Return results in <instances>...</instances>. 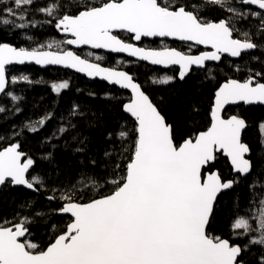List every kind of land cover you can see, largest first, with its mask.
<instances>
[{
    "label": "snow or ice",
    "instance_id": "snow-or-ice-1",
    "mask_svg": "<svg viewBox=\"0 0 264 264\" xmlns=\"http://www.w3.org/2000/svg\"><path fill=\"white\" fill-rule=\"evenodd\" d=\"M35 2L0 0V23L10 25L16 19L25 21L26 9ZM236 4L255 6L260 11H241ZM209 5L231 13V16L219 22L207 21L201 13ZM17 9L25 11L18 12ZM37 11L52 17L54 26L72 37L66 40L67 45H89L93 49L127 53L153 65H178L180 80L193 66L204 69L206 62H219L223 54L238 58L242 53L262 48L260 43L253 42L252 37H264V0H183L179 4H168L165 0H106L100 5L92 0H53L50 6ZM249 17H255L259 22L257 32L250 34L245 31L243 39L234 38V32L238 31L234 26L235 20ZM16 26L24 28L28 25L20 23ZM114 32H127L135 41L145 37H171L210 46L213 51L191 55L168 47L146 49L126 43ZM48 48L52 45L49 44ZM26 61H34L38 65H63L130 89L132 99L124 110L136 122L135 137L128 144L129 133L122 128L116 134L120 142L119 151L115 148L105 151V156L112 158L110 174L103 173L104 183L111 186L109 194L89 195L104 185L99 183L100 174H89L83 170L75 183L66 178L62 182V190L51 188L46 199L60 202V207L51 212L67 215L69 222L46 248L39 249L38 244L25 239L29 235L28 225L32 223L27 216L11 226L0 223V264H245L238 257L250 246L259 248L258 264H264V198L258 202V214L252 217L257 221L255 226L244 216L232 224L233 230H243L234 231L233 239L248 237L244 246L213 236L209 228L217 197L222 191L232 189L239 179L224 181L218 173L204 171L217 159L218 152L230 159L234 172L241 176L252 171V150L241 139L247 122L237 115L224 118L222 113L225 106L240 102L264 105V82L256 79L264 78V72H255L243 82L228 79L223 83L215 92L211 126L178 143L173 124L131 75L90 63L73 51H29L0 44V96L10 97L13 102L22 99L9 89V85L16 84L18 80L16 77L9 80L7 66L22 65ZM208 78L215 79L211 70ZM20 79L33 83L26 75ZM173 80L174 77L165 76L161 80H153V83L166 85ZM68 87L66 81L51 84L58 95ZM4 112L5 108L0 106V113ZM71 115L83 113H77L74 106ZM52 119V113H47L42 119L25 124V127L36 133ZM75 127L68 119L67 126L61 125L48 142L59 139ZM258 128L259 143L264 149V123ZM84 139L79 141L81 145ZM109 139H112V134H109ZM20 147L19 143H12L0 150V188L11 185L24 186L33 192L49 191L41 175H29L35 161L27 157ZM84 151L83 147L75 149L77 153ZM129 152L127 162L121 167L120 160ZM41 159L51 161L52 156L47 154ZM90 163L94 165L96 161ZM251 187L255 188L256 183ZM85 196L88 199L82 202ZM22 207H31V202ZM36 215L43 213L36 212Z\"/></svg>",
    "mask_w": 264,
    "mask_h": 264
},
{
    "label": "trees",
    "instance_id": "trees-1",
    "mask_svg": "<svg viewBox=\"0 0 264 264\" xmlns=\"http://www.w3.org/2000/svg\"><path fill=\"white\" fill-rule=\"evenodd\" d=\"M62 2V0H57ZM100 5L106 0H92ZM168 4H179L183 0H165ZM235 2V0H234ZM53 0H36L25 11L27 19H16L13 24L0 23V44H8L17 49L25 48L29 51H53L63 52L67 49L66 40L57 29L55 20L46 13L37 11L38 8L50 6ZM9 6H12L9 4ZM241 11H249L244 5L236 4ZM207 21L229 18L231 13L220 10L218 7L206 6L201 13ZM13 19L12 17H7ZM51 20L52 23H46ZM26 23L28 26L19 28L16 25ZM258 21L255 17L246 20H235V38L243 39L242 33L257 32ZM121 39L126 42L133 41L130 35L121 34ZM253 42H258L262 48L255 53L246 55L241 61L220 63L221 66H213L204 71L193 72L179 79L178 70L162 71L151 68L148 64L134 62L123 58L116 62L118 57L101 53L102 59H93L86 51L78 54L85 59L99 62L105 66L124 69L133 74L136 81L141 84L144 91L150 95L153 102L161 110L166 119L173 124L178 143L191 138L198 132H202L211 124V111L214 103L215 92L218 87L228 79L245 80L255 72H264V37L253 35ZM51 44L52 48H48ZM147 48L150 44L147 43ZM105 60H104V59ZM236 69H240L239 71ZM249 69L252 71L250 72ZM211 70L215 79L208 78ZM8 78L16 77L18 82L10 84L12 94L22 97L19 102H13L10 97H2L0 106L5 108L0 113V150L19 143L22 152L31 157L35 163L29 175L39 174L43 177L49 191L33 192L23 188H12L11 185L0 191V223L11 226L12 223L27 216L32 223L28 225L30 233L38 240L39 249H44L53 242V238L62 232L69 217L53 214L52 209L60 207L59 201H48L46 196L51 194V188H60L66 178L75 183L79 179L81 171L89 174H100L99 183L104 185L99 191L93 190L89 195L109 194L111 186L104 183L103 173L111 172L112 158L105 156V151H119L120 142L116 134L126 128L129 133L128 144L135 137L136 122L124 110L125 104L130 101L128 92L111 87L100 81H90L85 77L58 68L44 66H14L7 69ZM165 73H174L173 82L170 84L153 83V76ZM28 76L33 83L29 84L22 79ZM260 82L264 78L256 77ZM68 82L69 87L56 94L52 83ZM75 106L77 113L83 115H71ZM236 109V113L245 117L248 128L244 133L245 141L251 147L252 173L247 177H241L235 189L221 197L215 207L209 232L211 235L229 237L231 223L239 214L259 211L260 193H264V149L259 143L260 133L258 125L264 123V105ZM19 109V111H17ZM47 113H52L53 119L38 132L28 131L25 124L42 119ZM64 117V120H61ZM68 119L76 125L68 133L59 139H49L61 125L67 126ZM19 133V135H17ZM112 134V139H109ZM57 135H59L57 133ZM75 136L76 139H72ZM86 138V139H84ZM84 139V144L79 141ZM77 147L85 148L84 152L77 153ZM51 154L52 160L41 159L42 156ZM125 158L120 160L121 167L127 162ZM95 160L93 165L90 162ZM83 162V163H81ZM215 168L221 171L223 179L233 177L226 159L219 158ZM213 167H211V170ZM59 170V175H57ZM111 179V175H109ZM256 183V187L251 185ZM59 193H57L58 195ZM264 197V196H263ZM88 196L82 202H86ZM31 202V207H22ZM237 203L239 207H237ZM41 212L43 215H36ZM55 226V228L53 227ZM213 235V236H214ZM38 249V250H39ZM259 248L251 246L247 253H243L242 260L246 264H258Z\"/></svg>",
    "mask_w": 264,
    "mask_h": 264
},
{
    "label": "water",
    "instance_id": "water-1",
    "mask_svg": "<svg viewBox=\"0 0 264 264\" xmlns=\"http://www.w3.org/2000/svg\"><path fill=\"white\" fill-rule=\"evenodd\" d=\"M250 7H255V6H250ZM256 8V7H255ZM61 31V30H60ZM121 33H127V32H114V34L115 35H117V34H121ZM61 35L63 36V37H66V38H68V39H70V38H72L69 34H66V33H64V32H62L61 31ZM153 39H168V40H174V41H179V40H175V39H173V38H171V37H163V38H161V37H145V38H142V40L141 41H135V43H131V44H133V45H135V46H137V47H142V46H140V45H138V43H140V42H142L143 40H153ZM179 42H182V43H187V44H192L191 42H184V41H179ZM126 43H129V42H126ZM192 45H195V44H192ZM70 48H71V50H69V51H73L74 53H76L77 55H79L76 51H79V50H84V49H88V50H90V51H93V52H102V53H105L106 55H109V56H116V57H124V58H127V59H129V60H131V61H134V62H140V63H145V64H148L149 66H151V67H153V68H160V69H164V70H167V69H169V68H173V67H177V68H179V66L178 65H173V66H168V67H165V66H163V65H153V64H151L150 62H148V61H142V60H139L137 57H132V56H129L127 53H114V52H110L109 50H107V49H93V48H91V46H89V45H82V46H76V45H68ZM196 46H199V47H202V48H204V49H209V50H211V51H213V49H211L210 48V46H205V45H196ZM143 48H145V47H143ZM146 49H151V48H146ZM156 50H161V49H156ZM256 51V49L255 50H250L249 52H247V53H242V55H241V57L243 56V55H245V54H249V53H252V52H255ZM80 56V55H79ZM223 56L224 57H230V56H228V54H223ZM82 59H85V58H83L82 56H80ZM241 57H230V58H232L233 60H240L241 59ZM88 60V59H87ZM88 62H90V63H96V64H98L100 67H103V68H109V69H112V70H115V71H124V72H126V73H128L129 75H131L132 77H133V79H134V82H136V83H138L136 80H135V76L133 75V74H131L129 71H127V70H124V69H116V68H112V67H108V66H105V65H103V64H101V63H99V62H95V61H91V60H88ZM212 62H215V61H208V62H206V66H207V64H210V63H212ZM32 65H35V66H44V65H38V64H36L34 61H26L24 64H13V65H9V66H7V69L8 68H10V67H14V66H32ZM47 66H49V67H53V68H58V69H61V70H65V71H70V72H73V73H76V74H79V75H81V76H83V77H85L86 79H88V80H90V81H100V82H103V83H105V84H107V85H109V86H111V87H116V88H118V89H120V90H123V91H126V92H128L129 94H130V96H131V99H132V93H131V90L130 89H124V88H121L119 85H115V84H111L110 82H108V81H106V80H104V79H102L101 77H91V76H88L86 73H84V72H78V71H76V69H74V68H66V67H64L63 65H47ZM180 69V68H179ZM198 70V71H204L205 70V68L204 69H199V68H197L196 66H193L192 67V69L190 70V72L192 71V70ZM189 72V73H190ZM188 73V74H189ZM7 76H8V74H7ZM226 82V81H225ZM225 82H223V83H225ZM241 82H243V81H241ZM223 83L219 86V87H221L222 85H223ZM139 84V83H138ZM141 88H142V86H141ZM219 89V88H218ZM217 89V90H218ZM142 90L144 91V89L142 88ZM216 90V91H217ZM145 92V91H144ZM146 93V92H145ZM147 94V93H146ZM148 95V94H147ZM2 97L3 96H0V101H1V99H2ZM150 97V96H149ZM151 98V97H150ZM131 99H130V101H131ZM129 101V102H130ZM214 101H215V99H214ZM129 102H127V103H129ZM126 103V104H127ZM125 104V105H126ZM241 106H245V107H247V108H249V107H257V106H263V105H260V104H252V105H246V104H244L243 102H240V103H238V104H232V105H227V106H225V109H224V111H223V113H222V116L224 117L225 116V113L229 110V109H231V108H233V109H235V108H238V107H241ZM213 107H214V105H213ZM126 112V111H125ZM127 113V112H126ZM130 117H131V115L129 114V113H127ZM211 116V115H210ZM230 116H233V115H230ZM229 116V117H230ZM131 118H133V117H131ZM225 118V117H224ZM134 119V118H133ZM135 121V120H134ZM246 121V120H245ZM247 122V121H246ZM247 125H248V123H247ZM211 126V125H210ZM247 128H248V126L244 129V131H243V133L247 130ZM203 132V131H202ZM243 133H242V136H241V139L243 140ZM21 150V149H20ZM217 154H222V153H217ZM216 154V155H217ZM223 155V154H222ZM224 156V155H223ZM225 158H227L228 159V161H229V164H230V166L232 167V165H231V162H230V159L228 158V157H226V156H224ZM247 158V157H246ZM216 161V160H215ZM215 161L214 162H211L208 166H206V168H205V170L206 169H209L211 166H213L214 164H215ZM232 169H233V167H232ZM204 170V171H205ZM30 171H31V169H30ZM207 173H211V172H207ZM212 173H218L219 174V171L218 170H215V171H213ZM233 173H234V175H236V176H241V174H239V173H236V172H234V170H233ZM250 174V173H249ZM248 174V175H249ZM220 175V174H219ZM247 175V176H248ZM221 176V175H220ZM247 176H242V177H247ZM222 178V177H221ZM222 180H223V178H222ZM22 187H24V186H22ZM234 187V186H233ZM25 189H27L26 187H24ZM233 189V188H232ZM232 189H228V190H224V191H222L219 195H218V197H217V200H216V204H217V202H218V200H219V198H220V196L222 195V194H224V193H227V192H229L230 190H232ZM0 190H1V188H0ZM29 190V189H28ZM31 191V190H30ZM216 204H215V206H214V211H215V207H216ZM213 214H214V212H213ZM64 216H67V215H64ZM29 233H30V230H29ZM25 239H27V237L25 238ZM238 259H239V257H238Z\"/></svg>",
    "mask_w": 264,
    "mask_h": 264
},
{
    "label": "flooded vegetation",
    "instance_id": "flooded-vegetation-1",
    "mask_svg": "<svg viewBox=\"0 0 264 264\" xmlns=\"http://www.w3.org/2000/svg\"><path fill=\"white\" fill-rule=\"evenodd\" d=\"M245 6V5H244ZM249 11H260L259 9H257V8H255V7H250V6H245ZM225 19H228V18H225ZM222 20V19H221ZM211 22H219L220 20H210ZM118 36L119 35H121V34H117ZM128 35H130V34H128ZM120 37V36H119ZM65 38V40H67L68 38H66V37H64ZM123 40V39H122ZM133 41H129V43H135V40L134 39H132ZM126 42V41H125ZM66 43V42H65ZM147 43H149L150 44V48L151 49H163V48H165V47H168V48H175V49H177V50H179V51H182V52H185V53H187V54H191V55H200V54H202L203 52H207V51H211V50H209V49H204V48H202V47H199V46H196V45H192V44H187V43H182V42H179V41H174V40H168V39H153V40H143L142 42H140V43H138V45H140V46H142V47H144L145 45H147ZM66 47H67V49L65 50V51H69V50H71V48L66 44ZM146 48V47H145ZM86 50H88V49H84V50H79V51H76L77 53H79V52H81V51H86ZM244 57V56H243ZM243 57L240 59V60H233L232 58H230V57H224V56H222V59H221V61H219V62H212V63H210V64H207V66H206V68H205V70L206 69H208V68H210V67H213V66H217V65H219V66H221L220 65V63H223L224 64V62H235V61H241L242 59H243ZM151 67V66H150ZM151 68H153V67H151ZM153 69H157V70H162V71H169V70H178L179 72H180V69L179 68H177V67H173V68H169V69H167V70H164V69H160V68H153ZM198 70H192L188 75H190L191 73H193V72H197ZM7 73H8V71H7ZM157 74H156V76L157 77H162L163 76V74L161 73V74H158L159 72H156ZM165 74V73H164ZM169 75L171 76H174V73H169ZM188 75H186V76H188ZM135 80H136V78H135ZM238 80V79H237ZM241 81V80H240ZM244 81V80H243ZM140 84V83H139ZM141 85V84H140ZM143 88V87H142ZM219 88V87H218ZM149 95V94H148ZM150 96V95H149ZM152 99V98H151ZM214 99H215V97H214ZM153 101V100H152ZM213 105H214V103H213ZM245 106H241V107H238V108H235V109H233V108H231V109H229L226 113H225V118H228L230 115H237V116H239V117H241L240 115H238L237 113H236V109H239V108H241V109H245L244 108ZM213 108V107H212ZM247 108V107H246ZM211 117V116H210ZM241 118H243V119H245V117H241ZM246 120V119H245ZM211 125V124H210ZM210 127V126H209ZM208 127V128H209ZM207 130V129H206ZM205 131V130H204ZM246 132V131H245ZM244 132V133H245ZM244 133H243V140H242V142H244V143H246V144H248L246 141H245V139H244ZM249 145V144H248ZM250 146V145H249ZM251 148V147H250ZM223 158V159H226L227 160V162H228V164H229V161H228V159L227 158H225L222 154H217V159H216V161L219 159V158ZM247 158H249V157H247ZM250 158H251V156H250ZM216 161H215V164L213 165V166H211V167H213V169L211 170V167L209 168V169H206L205 170V172L207 173V172H213V171H215V170H218L219 171V174L221 175V171L219 170V169H217V168H215L214 166L216 165ZM229 166H230V164H229ZM252 168H253V164H252ZM230 169H231V172H232V174H233V177L231 178H229V180H233L234 178H238V179H240L242 176H236V175H234V173H233V169H232V167L230 166ZM252 173V171L250 172V174ZM249 174V175H250ZM248 175V176H249ZM221 177H222V175H221ZM223 178V177H222ZM244 178V177H243ZM224 181H228V179L226 180V179H223ZM237 184V183H236ZM236 184H234V187H233V189L232 190H230L229 192H231V191H233L234 189H235V186H236ZM12 188H23V189H25L24 187H22V186H12ZM3 188H1V190H2ZM0 190V191H1ZM28 190V189H27ZM263 191H264V189H263ZM229 192H227V193H229ZM227 193H224V194H222L221 196H220V198L221 197H223L224 195H226ZM219 198V199H220ZM262 198H264L262 195H261V193H260V199H262ZM219 201V200H218ZM218 203V202H217ZM217 205V204H216ZM256 214H258L257 212H246V213H244V214H239V215H237V217L236 218H234V220L232 221V223H231V227H230V233H229V237H223V236H220V235H214V236H219V237H221V238H223V239H229L230 240V242L231 243H233V244H239V245H241V246H244L247 242H248V237H238V238H236V239H233L232 237H233V232L234 231H236V232H240V231H238V230H233V228H232V224L234 223V221L237 219V218H239V217H241V216H244L245 218H248V219H252V217L254 216V215H256ZM214 215V214H213ZM66 217H68V216H66ZM256 223H257V221H253V225L255 226L256 225ZM30 234V233H29ZM251 247V246H250ZM249 247V248H250ZM243 251H242V253H241V256L239 257V260H242V257H243ZM245 253H247V251L245 252ZM246 264V263H245Z\"/></svg>",
    "mask_w": 264,
    "mask_h": 264
},
{
    "label": "rangeland",
    "instance_id": "rangeland-1",
    "mask_svg": "<svg viewBox=\"0 0 264 264\" xmlns=\"http://www.w3.org/2000/svg\"><path fill=\"white\" fill-rule=\"evenodd\" d=\"M144 47H148L147 45H145ZM87 52V55L93 59H96V57H100L101 56V52H93V51H90V50H86ZM115 57V56H114ZM124 58V57H123ZM122 57H118L116 62H120L122 59ZM104 59V58H103ZM105 60V59H104ZM237 70V69H236ZM163 76L162 77H157V76H153V79L154 80H161L163 79L165 76H170L169 74H164L162 73ZM173 82V81H172ZM171 83V82H170ZM168 83V84H170ZM254 220L251 219V222L253 223ZM238 231H243V230H238ZM27 240L32 242V243H38V240L34 237L33 233H30L28 236H27Z\"/></svg>",
    "mask_w": 264,
    "mask_h": 264
},
{
    "label": "bare ground",
    "instance_id": "bare-ground-1",
    "mask_svg": "<svg viewBox=\"0 0 264 264\" xmlns=\"http://www.w3.org/2000/svg\"><path fill=\"white\" fill-rule=\"evenodd\" d=\"M121 34H127V35H128L129 33H121ZM130 36H131V34H130ZM234 38H235V37H234ZM256 51H257V49H256ZM256 51H255V52H256ZM255 52H252V53H255ZM252 53H249V54H252ZM249 54H245V55H243V56H246V55H249ZM243 56H242V57H243ZM242 57H241V58H242ZM60 70H61V69H60ZM205 131H206V130H205Z\"/></svg>",
    "mask_w": 264,
    "mask_h": 264
}]
</instances>
